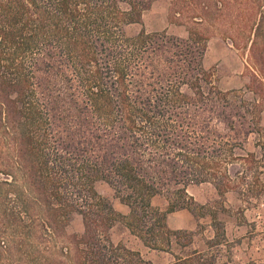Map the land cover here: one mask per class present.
I'll use <instances>...</instances> for the list:
<instances>
[{"label": "trees", "instance_id": "trees-1", "mask_svg": "<svg viewBox=\"0 0 264 264\" xmlns=\"http://www.w3.org/2000/svg\"><path fill=\"white\" fill-rule=\"evenodd\" d=\"M155 1L0 0L2 152L14 151L8 167L31 191L17 200L38 202L43 215L32 220L29 205L16 203L17 221H32L16 235L54 243L44 259L35 256L38 264H155L113 241L118 222L150 250L171 254L169 264H227V194L246 207L264 201V2L251 0L263 10L247 19L256 72L245 89L223 91L204 64L203 16L186 17V37L127 34ZM178 3L173 17L181 15ZM98 181L129 208L127 216L98 193ZM203 184L217 200L201 204L189 194ZM157 196L166 210L153 205ZM181 210L199 230L169 227V215ZM76 215L84 230L70 236ZM206 218L212 236L197 247Z\"/></svg>", "mask_w": 264, "mask_h": 264}, {"label": "rangeland", "instance_id": "rangeland-1", "mask_svg": "<svg viewBox=\"0 0 264 264\" xmlns=\"http://www.w3.org/2000/svg\"><path fill=\"white\" fill-rule=\"evenodd\" d=\"M173 1H155L144 13L140 24L126 28L127 34L134 36L141 30L148 33L165 31L170 35L186 37L188 35L186 17L201 18L203 16L206 20L205 26L209 28L208 48L204 58L205 67L213 71L215 83L221 90L245 89L257 69L253 65L254 60L249 59L248 44L252 29L251 23L247 24V19L248 17H252V21L255 17L258 19L257 13L259 14L263 9L252 8L251 0H195L191 6H187L185 0H179L177 8L181 15L173 17V12H171ZM2 140L0 131V264H38L34 260L35 256H42L44 259L49 254L47 247L53 246L54 243L43 234L42 237L39 234L26 240L16 235L15 229L17 230L18 226H24L27 231H30L29 227L32 222L28 217H25L24 222L19 219V222L17 221L16 215L21 209L16 203L20 207L25 204L29 205L32 220H40L35 217H39L42 210L38 202L34 200L30 199L27 202L17 200L18 195L21 194H24L26 198L27 195L31 198V191L29 192L22 175L17 170L8 167L14 163V151L3 153L5 143H2ZM253 143L254 139L251 140V146ZM5 169L12 170L13 176L16 173V178L6 175L3 171ZM95 187L99 194L110 199L117 213L122 216L129 214V208L115 197L114 190L106 182L98 181ZM188 192L201 204L211 203L218 199L217 192L209 184L191 185L188 187ZM153 205L161 210L167 209L164 196L155 197ZM225 206L230 210V213L224 215V219L231 251L224 248L222 262L264 264V201L253 207H246L235 193L230 192L226 196ZM201 222L205 227V232L204 235L197 237L195 244L197 247L202 246L204 238L212 236L210 219L206 218ZM168 224L173 230H199L196 220L188 210L170 214ZM83 230L82 218L78 215L73 217L66 228L70 236L82 234ZM112 239L116 244H124L129 249L141 253L146 260L155 264H169L172 261L171 254L150 250L121 222H118L112 230ZM58 241L64 242L62 237ZM32 246L35 247L32 248ZM36 246L42 250L35 251Z\"/></svg>", "mask_w": 264, "mask_h": 264}]
</instances>
